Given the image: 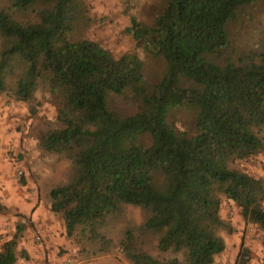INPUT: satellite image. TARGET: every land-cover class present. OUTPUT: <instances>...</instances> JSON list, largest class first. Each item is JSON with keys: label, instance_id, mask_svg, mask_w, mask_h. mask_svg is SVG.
Wrapping results in <instances>:
<instances>
[{"label": "trees", "instance_id": "trees-1", "mask_svg": "<svg viewBox=\"0 0 264 264\" xmlns=\"http://www.w3.org/2000/svg\"><path fill=\"white\" fill-rule=\"evenodd\" d=\"M257 1L166 0L151 26L133 19L134 39L166 64L151 85L136 55L116 58L74 38L91 21L85 0H0V95L34 104L43 91L55 100L56 119L38 141L71 162L48 199L80 253L213 264L226 250L222 232L232 231L224 199L264 230V178L237 167L264 153V43L238 53L228 33ZM175 111L195 112L194 134L169 122ZM127 205L144 219L117 238ZM24 230L3 244L0 264L17 263Z\"/></svg>", "mask_w": 264, "mask_h": 264}, {"label": "rangeland", "instance_id": "rangeland-1", "mask_svg": "<svg viewBox=\"0 0 264 264\" xmlns=\"http://www.w3.org/2000/svg\"><path fill=\"white\" fill-rule=\"evenodd\" d=\"M165 2L166 0H85V13L91 21L78 29L74 38L97 42L116 58L125 54L136 55L143 62L147 81L156 85L164 76L166 64L161 57L149 51L144 43L135 40L130 28L133 19L151 26ZM228 33L232 47L238 53L248 52L264 43V0L242 7L237 17L229 23ZM120 104L126 113L136 111L132 105L123 102ZM56 116L55 100L43 91L37 93L34 104L17 101L9 93L0 95V146L5 149L0 151L3 162L0 178L2 175L14 185L9 194L0 197V250L5 242L15 236L17 226L22 225L25 230L18 240L16 264H131L120 250L99 256L80 253L75 240L65 235L64 223L54 212L61 224V237L57 235L56 239L50 240L42 222L30 215L19 213L16 201L11 199L18 192L22 197L33 193L35 189L30 186V182L35 181L36 184L41 183V187L45 189L50 206L49 189L69 180L71 162L64 157L47 155L39 147L38 136L45 122L55 121ZM195 118L193 111H175L170 115L169 122L179 130L194 134ZM237 167L264 178V153L238 162ZM9 169L11 173L7 172ZM19 170H23V175H19ZM233 204L234 210L231 201H223L221 210L225 209V215L221 214V217L231 225L232 231H223L222 236L228 241L233 239L237 245L243 237L244 246L226 264H243V260L246 261L244 264H264V230L246 223L240 208ZM143 219L144 214L140 207L127 205L115 236H120L126 224L138 225ZM27 231L32 237L31 253L21 248L22 238ZM236 233L237 236H233ZM220 255L213 264H225V259L219 258Z\"/></svg>", "mask_w": 264, "mask_h": 264}, {"label": "crops", "instance_id": "crops-1", "mask_svg": "<svg viewBox=\"0 0 264 264\" xmlns=\"http://www.w3.org/2000/svg\"><path fill=\"white\" fill-rule=\"evenodd\" d=\"M5 151V149L0 146V151ZM3 162H2V156L0 157V173H3ZM7 172L11 173V170H7ZM0 197H4L5 194H9L10 190L13 188V183L11 180H8L4 176L0 178ZM41 183L36 184L35 181L30 182V186L35 189L33 193L31 194H25L24 197L23 195L18 192L17 194H14L12 196V200L16 201V207L19 209V213H22L24 215H30L37 220L41 221L42 224L45 227L46 233L50 240L56 239L55 237L59 235L61 237V224L59 222V219L56 217V215L51 211L49 203L47 202L46 195H45V189L41 187ZM40 189V190H39ZM39 190V191H38ZM39 192V193H38ZM13 194V192L11 193ZM7 199V198H6ZM20 202V205L19 203ZM232 209L234 210V202H232ZM223 209V208H222ZM223 211V213H222ZM236 214L238 211L235 209ZM227 213V212H226ZM221 214L223 216L225 215V209L221 210ZM241 235H243V232H240ZM233 236H237L233 235ZM31 233L29 231L25 232V236H23L22 240L23 242L21 243V248H25L29 253H31L33 245L31 241ZM227 243V249L225 252L220 255L219 258L225 259V264L231 260L232 256L238 254V251L240 248H242L244 245L243 237L240 240L239 244L234 242L233 239L226 240ZM237 253V254H236Z\"/></svg>", "mask_w": 264, "mask_h": 264}, {"label": "built area", "instance_id": "built-area-1", "mask_svg": "<svg viewBox=\"0 0 264 264\" xmlns=\"http://www.w3.org/2000/svg\"><path fill=\"white\" fill-rule=\"evenodd\" d=\"M18 173H19V175H23L24 172H23V170H19Z\"/></svg>", "mask_w": 264, "mask_h": 264}]
</instances>
